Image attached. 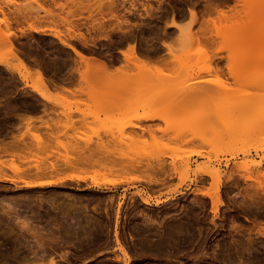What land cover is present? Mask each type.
Returning a JSON list of instances; mask_svg holds the SVG:
<instances>
[{
	"label": "rangeland",
	"instance_id": "374dc122",
	"mask_svg": "<svg viewBox=\"0 0 264 264\" xmlns=\"http://www.w3.org/2000/svg\"><path fill=\"white\" fill-rule=\"evenodd\" d=\"M73 1L39 0L44 7L41 9L40 5L34 0H0V8L7 12V15L12 16L19 11H22L26 15L24 19L22 18L21 28L23 27L27 30L30 24L44 28L41 34L34 32L31 34L29 32V37H20L24 45L22 43L18 44L20 46L23 45V47L26 46L27 55L30 53L28 58H31V60L37 58L44 61L43 57L48 53V57L45 56L49 58L48 62L47 59L44 62L40 61L44 65L47 64L46 66L48 67L45 66L46 69H50L47 72L49 73L48 75L51 76L52 72L58 75H62L64 72L69 74L70 71L75 77L73 83L65 84L66 88L70 89V91L55 88L53 87L54 85H51L48 98L44 99L31 86L20 80L19 74L16 75L15 73L14 77L16 78L14 80L5 68V70L0 69V103H2L0 105V137L10 140L12 136L24 134L28 140H31L33 136H40L46 139L52 132L58 131L61 134L55 133V135L61 136L62 140L64 137V140L69 143H71L70 141L74 143V141L82 137V141L80 139L79 142H82L81 146L83 145V147H85V140L90 141V144L92 143L91 148L94 151H97V148L99 149L101 145V148L97 151L99 155L96 153L99 159L100 150H103L104 156L109 152V154L114 156L119 151L120 153L118 152L117 156L126 158L124 159L126 161H122L123 159L121 160V158L114 156L120 160V166L117 164L119 160L115 162V159L112 162L113 164L109 163L108 167L104 170L103 168L100 170L99 168L101 167L99 166L96 167L99 172L102 171L100 172L101 174L104 173L102 177L107 182H104V186L112 187L117 193V201L119 196L125 195L122 198L124 204L119 214H117V203L110 210V212L113 211L112 214L114 215L111 220L113 223L110 225V233L107 234L104 231L103 233L106 235L101 233L103 239L101 235L100 239H97V237L99 238L97 236L98 242L94 238V240L91 239L92 242L91 240L86 241V245L82 243L83 246H78L80 248L76 247V245H82L76 241L77 238L75 241L78 244L73 245L75 243L73 242L71 245L68 242L69 245L65 246V243L64 247L58 244V242H53V240L51 243L50 240L51 244L48 242L49 247L47 246L46 250L47 252L49 251L48 254L51 251L52 253L54 252L55 256H53L56 260H59V264H124L121 260H117L115 256V251L119 252L115 237L118 222L120 238L130 252L131 264H264V0H163L164 2L162 3H160V0H120L116 6L117 12H115L118 15L120 14L118 16L119 20L114 19L111 13L104 14V18H102L101 14L97 13L98 8L96 7L103 1L108 4L109 0ZM78 1H82L83 3ZM148 3L155 8L153 12L154 16L149 17V19L148 17L144 18V20L140 14L146 13L145 8L149 6ZM207 4H213V6L215 5L214 7L223 9L225 12L222 11L225 16H219L220 14H217V9L215 8L210 15L206 13L204 18L200 17V22H203L202 24L196 22L191 15V9L195 8L203 11ZM84 7H88L95 12L91 13L88 8L86 10ZM81 8H84L85 11H81ZM226 10L231 15L228 19H226ZM69 11L73 13H69ZM174 14L176 15V21L182 24L181 29L170 28ZM3 17L0 14V19ZM212 17L214 23H211L212 20L210 21L211 28L207 26L208 32L204 31L206 35L202 30L206 27H204L207 22L206 20ZM123 21H129L128 25ZM95 22L98 25L101 22L106 24V30H94V27H98ZM114 22L115 28H113ZM130 22H136V25ZM71 24L76 25L75 28L78 26L82 29L76 28L77 31L80 30L87 35L90 38V42L94 43V41H97L96 44L100 43L99 46L104 47L101 56L111 58L112 62H114L110 65V71L114 72L116 66L123 67L125 65L123 72L128 74V78L122 79L117 77L115 79L114 77V83L111 87H108L104 81L105 74L102 75V78L95 69V73L91 75L93 86H89L87 82L83 81L81 73L86 68L85 64H82L79 58L73 55L71 50L66 46L62 47L58 39L52 35L54 30L51 27H58L64 33L68 32V27L72 26ZM108 24H110L109 27ZM145 27H149L146 33L143 31ZM0 28L5 30L6 27L0 22ZM17 30L16 33L21 34ZM125 30L126 32H124ZM197 30L201 36L199 38L195 35ZM201 31L205 34L206 38H204V34ZM127 32L129 35H127ZM131 32L134 34L138 33L137 35L145 34L150 37V43L141 41L139 44L141 43L140 46L143 47V51L152 55V57L154 56L153 58H156V61L150 65L143 64L136 66L125 63L120 49L124 48V50H127L129 42L135 41L133 40V36H131ZM112 39L118 40V43H113ZM67 41L71 44L79 45L69 35ZM164 41H168L171 47L167 48L164 46ZM114 51L119 52L115 54L113 53ZM87 52L89 53V50ZM109 53L112 54L110 55ZM49 56H58L60 60L59 64L58 59L54 57L53 61L56 60L57 62H53L51 57L52 62L50 63ZM1 58H9L2 43H0ZM31 60L30 62H32ZM10 61L14 65L19 64L18 60L11 59ZM51 64L54 65L52 66ZM34 66L37 67L36 65ZM30 70L33 76L30 78L29 83L32 84L37 79L34 75L35 68L30 67ZM197 79H207L208 81H203L201 84L203 87L206 86L209 89L206 91L201 90L199 93L189 90L187 88L188 83ZM13 80L17 81L14 83ZM106 88L114 90L122 89L124 91L122 93L124 100L122 99L123 97L110 100L109 96L107 97L109 99H105L99 94L98 96L93 95L92 89L105 90ZM113 100H115L116 104ZM10 106L14 107L13 110ZM45 107L47 108L46 111H44ZM242 109H244L243 112H241ZM66 113H70L71 116L65 115ZM40 114L43 116L40 117ZM147 114L160 115L162 119L144 120L143 117ZM27 116L36 118L31 123V131L27 129L26 120L21 119ZM101 120L107 121L104 123H107L108 127L111 126L110 128L115 135H112L110 131L107 132L108 130L105 128V125L100 126ZM134 123L141 124L145 129H149L151 126L154 130L153 134L150 131L142 130V128L132 127L131 125ZM18 124L21 128L18 127ZM12 126L17 129L11 128ZM101 127L105 128L106 132ZM92 128L93 130L99 129L98 131L100 132L95 133ZM113 128L116 130V133ZM12 130L15 131L12 132ZM10 132L11 135H9ZM27 132L28 134L26 135ZM106 133H109L108 137L111 140L107 139ZM64 134L69 136L66 137ZM98 134L102 137H99ZM116 134L119 138H116ZM72 136H74L75 140ZM111 136H115L114 138L116 139L123 138L124 141L120 139L121 141L118 140L119 143L116 142L118 144L122 142L124 145L120 144L118 146ZM141 136L145 137V139L141 138ZM133 138L138 142L140 140L139 143L141 144L135 142ZM125 141L127 142L126 145ZM129 141L131 145L128 143ZM98 142L101 144L98 145ZM106 143H109L108 146L114 149L112 151L114 154L111 153L110 150L112 149L110 147L107 151L106 148L108 147H106ZM142 143H145V145L143 144L144 146H142ZM135 145L139 150H137L138 148ZM138 145L141 146L139 147ZM102 146L104 149H102ZM129 147L133 149H129ZM125 148V154L127 153L128 156H125L124 152L122 153V150ZM134 150L135 152H133ZM35 151L37 153L39 150ZM40 152H38V156L41 155ZM43 154L45 155V153H42V156ZM157 154H159V157L162 156L167 165H171L170 167L175 166V163L179 165L176 166L178 169L186 166L185 170L183 169L184 172H180L182 177L179 173L177 176L167 179L163 183L164 185L162 183L150 184L148 182L149 179H152V177L155 179V176L158 177L153 168L156 162L154 159L158 158ZM131 155L133 156L132 160ZM38 156L34 157L37 158ZM3 159L7 161L4 166L2 165L4 169H0V174L7 175V178L9 177L10 179L0 181V218L5 219V223L1 220L0 225L6 227L5 224L11 222V226H14L15 232L12 231L7 236L8 232L10 233V231H7V235L2 240L4 243L1 246L5 248V243L11 241L17 247L20 246V248L14 249L15 251L4 250V253L0 255V264H21L19 261L20 257L24 260L25 257L35 254L36 251L40 254L41 252L44 253V251H41L42 249L40 250L33 233L22 230L14 223L16 222V216L22 218L26 214L28 218L25 220H28L34 229H37L40 225L44 226L45 229H50L48 228L50 226L53 229L55 224L60 223L61 212L56 214L58 218L60 217L59 219L55 217V220L50 221L47 215H42L45 213L44 211L41 210L42 212H40L39 208L37 209L42 196H45L46 199L50 198V196L55 197L54 193L56 192V198L58 197V199H55L56 203L66 202L67 199L65 204L62 203L65 206L71 199L70 197L75 195L78 205H81L79 204L80 201L82 204L90 203V205H94L96 201L91 199L92 197L103 196L109 193L107 192L106 194L98 191L94 193L92 189L87 188L85 182L79 187L76 184L67 183L64 184L65 186L59 184L60 186L55 185L46 188H28L24 186V179H38L35 176L24 178L20 174L28 164L19 159L17 160V158L15 159L16 161L14 160L15 162L9 157L6 159V156ZM134 159L135 161L136 159L137 161L143 159L146 162L141 161L143 162V166L140 165L142 168H138L131 165ZM51 160H53V157ZM127 161L129 162L127 163ZM151 161L153 165H150L152 169L149 170V167L145 164L148 163L149 165ZM172 162H174L173 165ZM219 166L222 170L220 178H211L204 174L205 171ZM134 167L135 169H133ZM148 170L152 172V176ZM22 177L23 180L21 179ZM50 177H45V179ZM11 179L14 180L10 181ZM89 179L87 183L91 182ZM79 188L81 192L78 190ZM139 190L150 195L151 205L142 202L140 195L137 194ZM66 194L70 195V197L65 196ZM77 195L78 198L76 197ZM28 197L29 199H33L32 203L34 205L32 204L33 206L31 205V207L34 208L38 205L34 208V212L28 209L31 208L28 207L31 204L30 202L29 204L27 200L20 202L21 198ZM131 197L135 198L132 199ZM157 200L161 201L158 202ZM101 205L99 206V211H102L101 213L105 217V204ZM13 208H15V211L12 212L13 217L10 218L8 213ZM214 210L217 211V214H215ZM144 213L149 216L151 215L152 220L156 219L153 222L150 220V225H152L153 232L163 230L158 234H166L168 230L172 229L171 226L175 224L177 225V229L180 227V230H176L179 234L177 235L176 233V236L174 235L173 238L169 239L171 244L166 247L165 253L155 249V243H158L159 239L157 233L149 235V238L151 237L154 240L153 249H150L144 243L148 241L145 232H147V228L149 227V219L145 218ZM53 214L55 215V212ZM53 214L52 216H54ZM117 217H119V220ZM65 230L63 228L62 232L60 231L58 234L63 236L64 233L67 235ZM143 234L144 236H142ZM19 237L22 241H20ZM66 238H68V235ZM151 239L150 241H152ZM51 245L52 247H50ZM26 252L30 253V255ZM64 252L67 256L61 258V254L65 255ZM66 257L68 258L66 259ZM47 261L46 263L45 261L43 263L42 261H22V264H49Z\"/></svg>",
	"mask_w": 264,
	"mask_h": 264
},
{
	"label": "bare ground",
	"instance_id": "6f19581e",
	"mask_svg": "<svg viewBox=\"0 0 264 264\" xmlns=\"http://www.w3.org/2000/svg\"><path fill=\"white\" fill-rule=\"evenodd\" d=\"M34 1H36L39 5H40V7H41V9L42 8H44L43 6H42V4H41V2H39V0H34ZM75 1V0H74ZM73 1V2H74ZM120 0H109V2H108V4L105 2V1H103V2H101L102 3V5H101V3L98 5V7H96V8H98V10H97V13H99V14H101L102 16L105 14L106 15V13H111L112 15H113V18L115 19H118L119 20V15H118V13H115V12H117V9H116V6L118 5V2H119ZM132 1V0H131ZM12 2V1H11ZM78 2H82V1H78ZM105 2V3H104ZM162 2H164L163 0H160V3H162ZM83 3V2H82ZM81 3V4H82ZM124 3V2H123ZM143 3V2H142ZM145 3V2H144ZM159 3V4H160ZM209 3V2H208ZM211 3H213V2H211ZM106 4V5H105ZM149 4V3H148ZM133 5V4H132ZM146 5V4H145ZM144 5V6H145ZM160 5H162V4H160ZM81 6V5H80ZM168 6V5H167ZM166 6V7H167ZM205 6V5H204ZM213 6V4H207L206 6H205V8H204V10L203 11H201V10H197V9H195V8H193V9H191V15H192V17L196 20V22H200L201 20V18L200 17H205V15H206V13L207 14H211L212 13V10L214 9L215 10V8L216 7H212ZM78 7V6H77ZM83 7V6H82ZM164 7V6H163ZM85 8V7H84ZM82 9L81 8V11L82 10H84L85 11V9L87 10V8H85V9ZM93 8H95V7H93ZM92 8V9H93ZM176 8V7H175ZM174 8V9H175ZM146 9V13L145 14H140L141 15V17L144 19V18H147L148 17V19H149V17H152V16H154L153 15V12H154V10H155V8H154V6L153 5H151V4H149V6L148 7H146L145 8ZM159 9H161L160 7H159ZM163 9V8H162ZM203 9V8H202ZM217 10V14H220L219 16H225V14H224V10L223 9H218V8H216ZM88 10H90V8H88ZM95 10V9H94ZM224 12H223V11ZM72 11H74V10H72ZM72 11H69V13L70 12H72ZM78 11V10H77ZM83 11V12H84ZM91 11V13H93V12H95V11H93V10H90ZM172 11V10H171ZM79 12V11H78ZM73 13V12H72ZM77 13V12H76ZM80 14H81V12H79ZM78 13V14H79ZM97 13H96V15H97ZM140 13V12H139ZM205 13V14H204ZM213 13H215L214 11H213ZM0 14H2L4 17L2 18V19H0V22L1 23H3L4 25H5V30L4 29H1L0 28V43H2V46L4 47V50H6L7 51V57H9V58H7V59H0V69H6L7 71H8V73L9 74H11L12 75V77H13V79L15 80V78L16 77H14V75H15V73H16V75L17 74H19V78H20V80H22V81H24L27 85H29V86H31V88L34 90V91H36L39 95H40V97H42V98H44V99H47L48 98V92H49V88L51 87V85L53 86V87H55V88H61V89H64V90H68V91H70V89H67L66 87L67 86H65V83H64V81H62V82H59V81H57L56 82V79H55V81L51 78V77H49V73H47L48 72V70H50V69H46V67H48V66H46L47 64H43V63H41L40 61H43V60H38L37 58V60L35 59V58H33V60H31V58L29 59L28 58V55L30 54H28L27 55V51L25 50V47L26 46H24L23 47V45H24V42H23V40H21V38L23 37V36H28V34H29V36H30V33L32 34V32H34V33H39V34H41V33H43L42 32V30H44V28H41V27H38V26H35V25H33V24H30V26H29V28L26 30V29H24L23 27L21 28L20 27V25L22 24V18L24 19L25 18V14L22 12V11H19V12H16L15 14H13L12 16L11 15H7L8 13L7 12H5L2 8H0ZM79 14V15H80ZM90 14V13H89ZM111 14H109V15H111ZM173 14V13H172ZM222 14V15H221ZM125 15V14H124ZM73 16H74V14H73ZM98 16V15H97ZM123 16V15H122ZM212 16V15H211ZM210 16V17H211ZM75 17V16H74ZM77 17V16H76ZM106 17V16H105ZM231 17V15L228 13V10H226V19H228V18H230ZM73 18V17H72ZM92 18V17H91ZM94 18V17H93ZM102 18H104V16L102 17ZM112 18V19H113ZM127 18V17H126ZM98 19V18H97ZM111 19V20H112ZM123 19V18H122ZM28 20V19H27ZM65 20V19H64ZM96 20V19H95ZM100 20V19H99ZM98 20V21H99ZM125 20V19H124ZM145 20V19H144ZM173 21H172V24H170V28L172 27H175V29L176 28H178V29H181L182 27H181V23L180 22H178V21H176V15L174 14V17H173V19H172ZM212 20V21H211ZM24 21V20H23ZM66 21H67V19H66ZM68 21H70V19H68ZM110 21V20H109ZM108 21V22H109ZM207 22H206V24L204 25V30H202L203 32L206 30V33L208 32L207 31V29H208V27H210L211 28V26H210V21H211V23L213 22L214 23V19H213V17L212 18H210L209 20H206ZM209 21V22H208ZM104 22V21H103ZM119 22H122V21H119ZM123 22H125V21H123ZM149 22V21H148ZM147 22V23H148ZM67 23H69V22H67ZM75 23V22H74ZM96 23V22H95ZM106 23V22H105ZM117 23V22H116ZM125 23H127V25H128V23H129V21H126ZM131 23V22H130ZM201 23V22H200ZM203 23V22H202ZM201 23V24H202ZM204 23H205V20H204ZM101 24H104V23H102L101 22ZM100 23H99V25L96 23V25H98V27L96 26V27H94L95 29L94 30H98V31H101V30H106V24H104V25H101ZM122 24V23H121ZM140 24V23H139ZM201 24H199V25H201ZM209 24V25H208ZM64 25H65V23H64ZM72 25V24H71ZM92 25H93V23H92ZM109 25L110 24H108V27H109ZM117 25H118V23H117ZM126 25V24H125ZM135 25V24H134ZM146 25V24H145ZM66 26V25H65ZM75 26L76 25H72V26H70V27H68V32L66 31V30H64V31H66V32H64L63 33V31L62 30H60L58 27H51V28H53V30H54V32L52 33V35L55 37V38H57L58 39V41L62 44V47L64 46H66L69 50H71V51H73L74 52V54H76V56H77V58H79V60H80V62L83 64H85V66H86V68H85V70L81 73V75H82V78H83V81H85V82H87V84L89 85V86H91L93 83V81L91 80V75H93V73H95L94 72V70L96 69V71L99 73V76L101 75H104L105 74V79H104V81L107 83V85H108V87H111V85L114 83V81H115V79L118 77V78H122V79H124V78H128V74L126 73V72H123V70H124V66L123 67H121V66H116V68H115V70H114V72L113 71H110V65L112 64V63H114V62H112V59L111 58H106L105 56L103 57V56H101V55H98V54H96V51L95 50H93L92 48H94V47H92L91 49V51L88 53V52H86V51H84L83 49H80V47H78L76 44H71V43H69L68 41H67V39H68V35L71 37V38H74V39H77V41L79 40L81 43H83V46H86L88 43H90L89 42V38L87 37V35H85L82 31H80V30H82V29H80L78 26L76 27L77 29H80V30H76V28H75ZM105 26V27H104ZM121 26V25H120ZM119 26V27H120ZM131 26V25H130ZM202 26V25H201ZM201 26H199V27H201ZM208 26V27H207ZM91 27V26H90ZM128 27V26H127ZM14 28H16V29H18L20 32H21V34H19V33H16V29L14 30ZM93 28V27H92ZM111 28V27H110ZM113 28H115V22H114V27ZM123 28H124V26H123ZM122 28V29H123ZM138 28V27H137ZM161 28V27H160ZM171 28V29H172ZM202 28H203V26H202ZM209 28V29H210ZM67 29V28H66ZM17 30V31H18ZM29 30V31H28ZM90 30V29H89ZM93 30V29H92ZM93 30V31H94ZM103 30V31H104ZM121 30V29H120ZM200 30H201V28H200ZM199 30V31H200ZM18 31V32H19ZM123 31V30H122ZM164 32H165V30H163ZM201 31V33H203ZM211 31V30H210ZM30 32V33H29ZM88 32V31H87ZM124 32H126V30L124 31ZM123 32V33H124ZM132 33V32H131ZM165 33H167V32H165ZM169 33V32H168ZM205 33V32H204ZM203 33V34H204ZM205 33V34H206ZM95 34V33H94ZM125 34V33H124ZM134 34V33H133ZM138 34V33H137ZM200 33L198 32V30H197V32L195 33V35L199 38V37H201L200 35H199ZM203 34H201V35H203ZM205 34H204V38H206L205 37ZM92 35V34H91ZM97 35V34H96ZM127 35H129V33L127 32ZM207 35V34H206ZM28 36V37H29ZM133 36V35H132ZM136 36V35H135ZM142 36V35H141ZM21 37V38H20ZM95 37V36H94ZM98 37V36H97ZM96 37V38H97ZM143 37V36H142ZM31 38V37H30ZM67 38V39H66ZM124 39V38H123ZM139 39H141L140 37H139ZM37 40V39H36ZM136 40V39H135ZM18 41V42H17ZM25 41V40H24ZM35 41V40H34ZM132 41V40H131ZM144 41V40H143ZM92 42V41H91ZM129 42V41H128ZM141 42V41H140ZM18 43H22L23 45H19ZM154 43V42H153ZM152 43V44H153ZM141 44V43H140ZM140 44H139V42L136 40V41H134V42H129V44H128V48H127V50H124V48L122 49H120V53H122V55L124 56V59H125V63H127V65L129 64H133V65H143V64H148V65H150L152 62H154V61H156V58H153L152 57V55H150V54H148L147 52L145 53L144 51H143V47H141L140 46ZM35 45V44H34ZM92 45V44H91ZM154 45H156L155 43H154ZM163 45L164 46H166L167 48H170L171 47V44L168 42V41H164L163 42ZM145 46V45H144ZM89 47V46H88ZM98 48V47H97ZM149 48V47H148ZM152 48V47H151ZM162 48V47H161ZM31 49V48H30ZM102 49V48H101ZM67 50V49H66ZM99 50V49H98ZM103 50V49H102ZM152 50V49H151ZM59 51V50H58ZM63 51V50H62ZM93 51H95V53L93 52ZM27 52V53H26ZM31 52V51H30ZM69 52V51H68ZM102 52V51H101ZM157 52V51H156ZM72 53V52H71ZM71 53H70V55H71ZM42 54V53H41ZM51 54V53H50ZM73 54V55H74ZM45 55V54H44ZM43 55V56H44ZM47 55H48V53H47ZM47 55H45V56H47ZM56 55H58V54H56ZM44 56V57H45ZM43 57V59H44V61L47 59V62H48V59L49 58H44ZM48 57V56H47ZM50 57V56H49ZM52 57V56H51ZM51 57H50V63L53 61V59L54 58H56V59H58V64H59V58H58V56L57 57H52V61H51ZM66 57V56H65ZM64 57V58H65ZM69 57V56H68ZM71 57V56H70ZM75 57V56H74ZM64 58H63V60H64ZM77 58H75L76 60H77ZM11 59H15V60H18L19 61V64H17V65H14L13 63H11ZM61 59V58H60ZM158 59V58H157ZM30 60L32 61V62H30ZM63 60H62V63H63ZM67 60V59H66ZM75 60V61H76ZM43 61V62H44ZM55 62H57L56 60H54ZM53 61V62H54ZM160 61V60H159ZM68 63H69V61H67ZM71 62V61H70ZM77 62V61H76ZM61 63V64H62ZM66 63V62H65ZM64 63V64H65ZM55 64V63H54ZM53 64V65H54ZM34 65H36L37 67H35ZM52 65V64H51ZM52 65V66H53ZM57 65V64H56ZM77 65V64H76ZM126 65V66H127ZM46 66V67H45ZM52 66H50V67H52ZM147 66V65H146ZM30 67H34L35 68V77H36V79H37V81L35 82V83H32V84H30L29 83V80H30V78L33 76V73L31 72V70H30ZM49 67V68H50ZM60 67V66H59ZM78 67V66H77ZM4 69V70H5ZM75 70H76V68H74ZM80 69V68H79ZM79 69H77V70H79ZM75 70H73V71H75ZM68 72V71H67ZM65 73V72H64ZM69 73H70V71H69ZM72 73V72H71ZM67 75V74H66ZM97 75V74H96ZM70 76V75H69ZM99 76H98V78H99ZM67 77V76H66ZM114 77H115V79H114ZM60 78V77H59ZM59 78H58V80H59ZM102 78H103V76H102ZM62 79V78H61ZM11 80H12V78H11ZM13 80V81H14ZM66 80V79H65ZM91 80V81H90ZM12 81V82H13ZM17 81V80H16ZM16 81H14V83L16 82ZM203 81L204 82H206V81H208L207 79H201V80H199V79H197V80H193L192 82H190V83H188V87L187 88H189V90H191V91H193V92H196V93H199L201 90L203 91H206V90H208L209 88L208 87H206L205 85V87H203V85L201 84V83H203ZM70 82H72L73 83V81L72 80H70L68 83H70ZM1 83V82H0ZM13 83V84H14ZM198 83H200L201 85H202V87H201V85L200 84H198ZM11 84V83H10ZM196 84H198V85H200V86H198V85H196ZM208 85V84H207ZM93 86V85H92ZM187 86V85H186ZM69 88V87H68ZM204 88V89H203ZM207 88V89H206ZM12 89H13V87H12ZM93 90V95H97L98 96V94L99 95H101V96H103L105 99L109 96V98H110V100H112L113 98L115 99H117L118 97H123V95H122V93H124V91L122 90V89H109V88H106L105 90H99V89H92ZM91 90V91H92ZM32 93V92H31ZM91 93V92H90ZM92 94V93H91ZM126 96V95H125ZM33 97V96H32ZM36 97V96H35ZM109 98H107V99H109ZM22 99V98H21ZM37 99V98H36ZM119 99V98H118ZM123 100H124V97L122 98ZM109 100V101H110ZM31 101V100H30ZM105 101V100H104ZM103 101V102H104ZM107 101V100H106ZM114 101V103H115V100H113ZM112 101V102H113ZM118 101V100H117ZM116 101V102H117ZM119 101H121V100H119ZM111 102V101H110ZM107 103V102H106ZM2 103H0V105H1ZM116 104V103H115ZM12 105V104H11ZM15 105H16V103H15ZM24 105H26V104H24ZM7 106V105H6ZM22 106V105H21ZM46 106V105H45ZM10 107H12V106H10ZM48 107V106H47ZM13 108L14 107H12V110H13ZM43 108V107H42ZM46 108V107H45ZM242 108V107H241ZM4 109V108H3ZM50 109H52V108H50ZM23 110V109H22ZM47 110V108L46 109H44V111H46ZM243 110L244 109H242V111L241 112H243ZM43 111V110H42ZM28 112V111H27ZM41 112V111H40ZM21 113V112H20ZM32 113H34V112H32ZM44 113V112H43ZM42 113V114H43ZM51 113V112H50ZM70 113H72L71 111H70ZM69 113V114H70ZM27 114V113H26ZM37 114H39V113H37ZM69 114H65V115H67V116H71V114L69 115ZM6 115H8V114H6ZM14 115V114H13ZM20 115V114H19ZM18 115V116H19ZM23 115V114H22ZM29 115V114H28ZM15 116V115H14ZM17 116V117H18ZM24 116V115H23ZM41 116H43V115H41L40 114V117ZM234 116V115H233ZM16 117V118H17ZM28 117V116H27ZM21 118L22 120H26V124H27V129H28V131H31V123H32V121H33V119H34V117L32 118L31 116L30 117H28V118ZM19 118H20V116H19ZM36 119V118H35ZM34 119V120H35ZM143 119L144 120H155V119H162V116H160V115H156V114H147V115H145L144 117H143ZM20 120V119H19ZM21 120V121H22ZM102 121L103 120H101L100 122V126H103V125H105V128H107V132H111L112 133V135L114 134L113 133V131H112V129L110 128L111 126H109L108 127V125H107V123H104V122H107V121H103V124H102ZM23 122H25V121H23ZM14 123V122H13ZM22 123V122H21ZM25 124V125H26ZM10 125H11V123H10ZM20 125H22V124H20ZM8 126V125H7ZM14 126H15V123H14ZM14 126H12L11 128H13ZM132 127H139V128H142V130H147V131H150V133L151 134H153L152 132L154 131L153 129H152V127L150 126V128L149 129H145V127H143L141 124H138V123H134V124H132L131 125ZM2 127V126H1ZM9 127V126H8ZM16 127V126H15ZM18 127H20L19 126V124H18ZM89 127H91V126H89ZM21 128V127H20ZM100 128V127H99ZM102 128V127H101ZM104 128V129H105ZM3 129V128H2ZM7 129H9V128H7ZM13 129H15V128H13ZM17 129V128H16ZM15 129V130H16ZM51 129V128H50ZM91 129V128H90ZM103 129V128H102ZM103 129V130H104ZM10 130V129H9ZM14 130V131H15ZM92 130H93V128H92ZM97 129H94L93 131L95 132V133H99L100 131H96ZM106 130V129H105ZM104 130V131H105ZM113 130H114V128H113ZM8 131V130H7ZM13 130H12V132H14ZM19 131V130H18ZM53 131V130H52ZM82 131V130H81ZM80 131V132H81ZM116 130H114V132H115ZM50 133H51V131H49ZM77 132V131H76ZM106 132V131H105ZM104 132V133H105ZM225 132V131H224ZM9 133V132H8ZM48 133V132H47ZM50 133H48V134H50ZM56 134L57 133H59L58 131L57 132H55ZM55 133L54 132H52L51 134H50V136L48 137V138H46V139H44V138H41L40 136H33V137H31L32 139L31 140H28V139H26V136L23 134V135H20V136H12L11 137V139L10 140H8V138H7V140H5V138H3V137H0V169H4V164L6 163V161L7 160H5V159H3V158H5V156H6V159H8V157L10 158V159H12L13 161L17 158V160L19 159V160H21L22 162H24V163H27L28 164V166H26L25 168H24V170L22 171V173H20V174H22V176L24 177V178H26V177H29V176H35L36 178H38V179H36V180H26V179H24L25 180V183H24V186L25 187H28V188H33V187H53V186H57V185H59V184H62L63 186H65L64 184H69V183H72L73 185L74 184H76L77 185V187H79L82 183H86V186H87V188H90V189H92L93 191H94V193H95V191H98V192H103V193H106L107 194V192H111L110 194L108 193L107 195H98V196H96V197H89V198H91V199H94V201H96L95 202V204L93 205H90V203H85V204H82V202L80 201L79 202V204H81V205H78V201L75 199V195H73L72 197H70V195L68 196V194H66L65 196H68V197H70L71 199H72V201H71V199L68 201V203L64 206L63 204H65L66 202H67V199H66V202H60V203H56V201H55V199H58V197L56 198V195H57V193L55 192L54 194H55V197L54 196H50V198H47L46 199V197L44 198L42 195V197L40 198V202H39V206L38 205H36V206H38L37 207V209L39 208V211L40 212H42V211H44L45 213H43L42 215H47L48 216V218H50V221H53V219L55 220L56 218L57 219H59L57 216H56V214L58 213V212H61V218H63V219H61L60 218V220H59V222L61 223L62 222V224H60V223H58L57 225L55 224L54 225V228L52 229L51 228V226L50 227H48V228H50V229H45L44 228V226H42V225H40L37 229H34V228H32L31 227V225H30V222L28 221V220H25V219H27L28 218V216H27V214L26 215H24L25 217H17L16 216V219H15V221L16 222H14V223H16L17 224V226H19L22 230H27V231H29V232H32L33 233V236H34V238L37 240V244H38V246H39V248H40V250L41 251H44V253L43 252H41V254L40 253H38L36 250H34V251H36L35 252V254H31L30 255V253H28V252H26V253H28L30 256L29 257H25V259L23 260L22 259V257H20V262H21V264L23 263L22 261H32V262H35V261H38V262H40V261H42V263L45 261V263H46V260H48L47 262L49 263V264H59V260H56V258L54 257L55 255L52 253V251L50 252V254H48V252L46 251L47 250V248L49 247L48 245V242L51 240V243H52V240H53V242H55V243H57L58 242V244H60V245H62L63 247H64V244H65V246L66 245H69V243L72 245V243L73 242H75V243H73V245H76V241H78V243H83V244H85L86 243V241H89V240H94V238H95V241H97V239H100V235H101V233H103L104 231L107 233V234H109L110 232V225H111V223H113V222H111V220H112V217L114 216L113 214H112V212H110V210H112V208L116 205V203H117V214H119V212L122 210L121 208L123 207V201H122V198H124L125 197V195H123L122 197L121 196H119L118 197V201H117V193L115 192V190L112 188V187H108V186H104V182H106L105 181V179H104V177H102V176H104V173H100V172H102V171H100L99 172V170H97V166H99V167H101V168H99L100 170L103 168V170L106 168V167H108L107 165L109 164V163H111V164H113L112 162H114V160H115V162L116 161H118L119 159L118 158H121L120 156H117V154H118V152H117V154L115 155L112 151L114 150L112 147H110V146H108V144L109 143H112V142H109L108 144L106 143V147H108V148H106L107 149V151L111 148L112 150H110L111 151V153L112 154H114V156L116 157H118V158H115L114 156H112L111 154H109V155H111V156H109L107 153H106V155L104 156V154L102 153V151L100 150V159L97 157L99 154L97 153V151L101 148V143H102V141L100 140V142L101 143H99L98 145H100V147H99V149L97 148V147H95V148H97V151H94L92 148H91V144L89 143L90 141H87V140H85L86 142H85V147H83V145L81 146V141H82V137L80 138L81 139V141L79 142V140L77 139L76 141H78V142H76V141H74V143H72V141H70L71 143H69V142H66L64 139V137H63V140L59 137V135H55ZM116 133V132H115ZM28 134V132L26 133V135ZM59 134H61V133H59ZM107 134V133H106ZM105 134V136H107L108 137V134L106 135ZM1 135V134H0ZM9 135H11V132H10V134ZM13 135H14V133H13ZM66 134H64V136H65ZM111 135V134H110ZM115 135V134H114ZM4 136V135H3ZM6 136V135H5ZM69 135H66V137H68ZM98 136L99 137H102V136H100L99 134H98ZM116 136H117V134H116ZM73 137V139H74V136H72ZM113 136H111V138H112ZM115 137V136H114ZM113 137V141L115 140V143L116 144H118L119 143V141H124V139L123 138H121L120 137V139H116V138H119V136H117L116 138H114ZM143 136H141V138H142ZM181 137V136H180ZM180 137H179V139H180ZM215 138H217L218 137V135H217V137L216 136H214ZM220 137V136H219ZM76 138V137H75ZM78 138V137H77ZM140 138V137H139ZM144 139H145V137H143ZM152 138V137H151ZM155 138V137H154ZM176 138V137H175ZM220 138H222V137H220ZM69 139V138H68ZM67 139V140H68ZM73 139H71V140H73ZM84 139V138H83ZM107 139H109V140H111L109 137L107 138ZM125 139H127V138H125ZM134 140H135V138H133ZM133 139H131V140H133ZM183 139V138H182ZM185 139V138H184ZM75 140V139H74ZM119 140V141H118ZM128 140V139H127ZM130 140V141H131ZM133 140V141H134ZM177 140H178V138H177ZM181 140V139H180ZM190 140H193V139H190ZM69 141V140H68ZM103 141H104V138H103ZM118 143H117V142ZM130 141L128 142L130 145H131V143H130ZM132 141V142H133ZM155 141V140H154ZM84 142V141H83ZM106 142H107V140H106ZM135 142H138V141H136L135 140ZM139 142H140V140H139ZM138 142V144H141V143H139ZM142 142V141H141ZM182 142V141H181ZM94 143V142H93ZM97 143V142H96ZM104 143V142H103ZM125 143V145H126V141L124 142ZM157 143V142H156ZM90 144V145H89ZM120 144H123L122 142L120 143ZM120 144H118V146L120 145ZM134 144H137V143H134ZM145 145V143H142V146H144ZM158 144V143H157ZM87 145V146H86ZM124 145V144H123ZM151 145V144H150ZM159 145V144H158ZM114 147H115V145H113ZM117 146V145H116ZM133 146V145H132ZM136 146V145H135ZM139 147L141 146V145H138ZM152 146V145H151ZM110 147V148H109ZM127 147H128V145H127ZM126 147V148H127ZM134 147V146H133ZM147 147V146H146ZM118 148V147H117ZM116 148V149H117ZM122 148H124V147H122ZM126 148L125 149H123L122 150V153L123 154H125V150H126ZM130 148H132V147H129V149ZM136 148H138L137 146H136ZM102 149H104L103 148V146H102ZM115 149V150H116ZM128 149V150H129ZM133 149V148H132ZM34 150H39V151H41L40 153H41V155H39L38 156V152L36 153V151L34 152ZM120 150V149H119ZM136 150V149H135ZM135 150L133 151V152H135ZM137 150H139V148L137 149ZM23 151H24V153H25V155H24V153H23ZM130 151V150H129ZM23 153V154H22ZM29 155H28V154ZM42 153H45V155L43 154V156H42ZM96 153L98 154L97 156H96ZM120 153V152H119ZM157 153V152H156ZM26 154H27V156H26ZM30 154H31V156H30ZM101 154H102V156H101ZM123 154H121L122 156H123ZM134 154V153H133ZM120 155V154H119ZM159 154H157V157L158 158H156V159H154L156 162L154 163V166H153V168L155 169V171H156V173H155V171L154 170H152V171H154L153 173L154 174H156V175H158V177L157 176H155V179L152 177V179H149V183L151 184V183H154V184H163L167 179H170V178H172V177H174V176H177L181 171H183V169L184 168H186V166L185 167H183V168H177L176 166H179V165H177L176 163H175V166H173V167H170L169 165H167V163H166V161H165V159L164 158H162V156L161 157H159L158 156ZM163 155V154H162ZM8 156V157H7ZM34 156H38L37 158L36 157H34ZM125 156H128L127 155V153L125 154ZM134 156H136L135 154H134ZM139 156H140V154H139ZM52 157H53V160H51L52 159ZM97 157V158H96ZM129 157H130V155H129ZM132 155H131V160H132ZM138 157V156H137ZM150 158H151V156H150ZM153 158V157H152ZM9 159V160H10ZM123 159V160H122ZM124 159H126V158H124V157H122L121 158V160L122 161H126V160H124ZM129 160V159H128ZM148 160H149V158H148ZM153 160V159H152ZM167 160V159H166ZM16 161V160H15ZM14 161V162H15ZM130 161V160H129ZM129 161H127V163L129 162ZM134 161H135V159H134ZM134 161H133V163L132 162H130V163H132L131 165L132 166H135V167H138V168H142V167H140V165L141 166H143L142 164H143V162H141V161H145V160H138L137 161V159H136V161H135V163H134ZM173 161V160H172ZM146 162V161H145ZM21 163V162H20ZM122 163V162H121ZM126 163V164H127ZM150 163V162H149ZM173 163L174 162H172V165H173ZM178 163V162H177ZM115 164V163H114ZM118 165L120 164V160L118 161V163H117ZM153 165V163H152V161H151V163L148 165V163L147 164H145V165H147L148 167H149V170H151L152 169V167H150V165ZM179 164V163H178ZM185 164H187V163H185ZM3 165V166H2ZM122 165V164H121ZM125 165V164H124ZM130 165V166H131ZM145 165H144V167H145ZM182 165H183V163H182ZM181 165V166H182ZM25 166V165H24ZM115 166H117V165H115ZM114 166V167H115ZM120 166V165H119ZM128 166V165H127ZM3 167V168H2ZM129 167V166H128ZM135 167L133 168V169H135ZM147 167V168H148ZM188 167V166H187ZM109 168H110V166H109ZM146 168V167H145ZM111 169V168H110ZM109 169V170H110ZM144 169V168H143ZM142 169V170H143ZM138 170H140V169H138ZM148 170V171H149ZM185 170V169H184ZM141 171V170H140ZM146 171V170H145ZM105 172V171H104ZM143 172H144V170H143ZM150 172V174L152 173L151 171H149ZM184 172V171H183ZM92 173V174H91ZM158 173H160V174H158ZM201 173H203V172H201ZM149 174V173H148ZM181 174V173H180ZM200 174V173H199ZM204 174L205 175H208V176H210L211 178L213 177H217V178H220L221 177V175H222V170H221V167L219 166V167H217V168H213L212 170H207V171H205L204 172ZM161 175V176H160ZM186 175V174H185ZM48 176H51L50 178H48V179H45V177H48ZM151 176H152V174H151ZM150 176V177H151ZM197 176H199L198 174H197ZM23 177L21 178L22 180H23ZM181 177H182V174H181ZM9 178V177H8ZM7 178V175H5L4 176V174H0V181H4V180H7L8 179ZM12 178V177H11ZM20 178V177H19ZM18 178V179H19ZM90 178V179H89ZM106 178V177H105ZM10 179V178H9ZM88 179L91 181V182H88L87 183V181H88ZM12 180H14V179H11L10 181H12ZM21 180V181H22ZM104 180V181H103ZM148 180V179H147ZM6 182V181H5ZM14 182V181H13ZM109 182V181H108ZM2 183V182H1ZM107 183V182H106ZM114 183V182H113ZM118 183V182H117ZM148 183V184H149ZM116 184V183H115ZM119 184V183H118ZM61 185V186H62ZM83 185V184H82ZM164 185V184H163ZM60 186V185H59ZM72 187V186H71ZM70 187V188H71ZM263 187V186H262ZM81 188V187H80ZM80 188L78 189L79 191H80ZM75 189V188H74ZM40 190V189H39ZM30 191V190H29ZM137 191V190H136ZM39 192V191H38ZM52 192V191H51ZM50 192V193H51ZM54 192V191H53ZM58 192H61V191H58ZM68 192V191H67ZM81 192V191H80ZM65 193V192H64ZM72 193V192H71ZM136 193V192H135ZM53 194V195H54ZM137 194L138 195H140V197H141V200H142V202L143 203H145V204H147V205H151V197H150V195H148V194H145V192H143L142 190H139L138 192H137ZM90 195V194H89ZM132 195V194H131ZM130 195V196H131ZM14 196V195H13ZM23 196V195H22ZM30 196V195H29ZM33 196V195H32ZM37 196V195H36ZM20 197H21V195H20ZM27 197V196H26ZM38 197V196H37ZM67 197V198H68ZM77 198H78V195L76 196ZM85 197V196H84ZM121 197V198H120ZM11 198L13 199V197L11 196ZM16 198V197H15ZM66 198V197H65ZM89 198H88V200H89ZM130 198V197H129ZM132 198V197H131ZM135 197H133L132 199H134ZM18 199V198H17ZM85 199V198H84ZM90 199V200H91ZM16 200V199H15ZM24 200H27L28 201V204H29V202L31 203V204H29L28 205V207H31V205L33 204L34 205V203H32V201H33V199L31 198V199H29V197L28 198H21L20 199V202H22V201H24ZM80 200H81V198H80ZM88 200H86V201H88ZM71 201V202H70ZM85 201V200H84ZM92 201V200H91ZM94 201H93V203H94ZM158 202L159 201H161V200H157ZM13 202H14V200H13ZM125 202V201H124ZM16 203V202H15ZM63 203V204H62ZM129 203V202H128ZM168 203V202H167ZM19 204V203H18ZM23 204H24V202H23ZM101 204H105V211H106V215H105V217L107 218L106 220H105V217H103V215H102V211L100 212L99 210V206H102ZM133 204H135V203H133ZM132 204V205H133ZM25 205H27V204H25ZM25 205H24V207H25ZM32 205V206H33ZM63 205V206H62ZM127 205V204H126ZM20 206V205H19ZM23 206V205H22ZM35 206V207H36ZM34 207V208H35ZM11 208V207H10ZM33 207H31V208H28L29 210H31L32 212H34L35 211V209H34ZM4 209V208H3ZM14 209V210H13ZM13 209H11V211L8 213L9 215H10V218H12L13 217V215H12V212H14L15 211V208H13ZM141 209V208H140ZM42 210V211H41ZM3 211V210H2ZM215 211V214H217V211L216 210H214ZM27 212V211H26ZM55 212V215L53 214ZM3 213H4V211H3ZM31 213V212H30ZM139 213V212H138ZM4 214H6V212L4 213ZM3 214V215H4ZM7 214V215H8ZM37 214V213H36ZM39 215H40V217H42L41 216V214L40 213H38ZM52 214L54 215V216H52ZM59 214V213H58ZM81 214H82V216H81ZM122 214V213H121ZM134 214V213H133ZM136 214V213H135ZM145 214V213H144ZM131 215V214H130ZM140 215V214H139ZM36 216V215H35ZM47 216H46V219H47ZM60 216V215H59ZM135 216V215H134ZM39 217V216H38ZM45 217V216H44ZM56 217V218H55ZM70 217V219H68ZM136 217V216H135ZM148 218L147 220L149 221V223H148V225H149V227L147 228V232H145V236L147 237V239H148V241H147V243L146 242H144L145 244H146V246H148L150 249H153V244H154V240H152L151 239V237L149 238V235H151V234H156L157 233V236H159L158 238V243H155L156 245H155V249L157 250V251H159V252H164L165 250H166V247L167 246H170V244H171V242L169 241V239L170 238H173L174 237V235L177 233V231L176 230H178L177 229V225L175 224L174 226H171L172 227V229H170V230H168V232L166 233V234H158L160 231H163V230H160L159 232H153V230H152V225H150L151 223V221L153 222L154 220H156V219H154V220H152V217H151V215L149 216V215H147V214H145V218ZM104 218V219H103ZM119 217H117V219H118ZM121 218V217H120ZM143 218H144V216H143ZM1 220H3V218L1 219L0 218V224H1ZM5 220V219H4ZM3 220V221H4ZM70 220V221H69ZM119 220V219H118ZM151 220V221H150ZM10 222V221H9ZM135 222V221H134ZM141 222V221H140ZM145 222V221H144ZM143 222V223H144ZM4 223H5V221H4ZM3 223V224H4ZM7 223V222H6ZM46 223V222H45ZM49 223V222H48ZM47 223V224H48ZM53 224H54V222H52ZM56 223V222H55ZM146 223V224H147ZM137 224V223H136ZM162 224V223H161ZM6 225V227L3 225V226H1L0 225V255H1V253H4L3 251L5 250V251H7V250H9V251H13L14 249L16 250L18 247L20 248V246H18L17 247V245L15 244V243H13V242H11V241H9V242H7V243H5V248H2V243H4L2 240L5 238V235H7V231H10V233L8 232V235L7 236H9V234H11V232L12 231H14V226H11L12 224H11V222L10 223H7V224H5ZM50 225H51V223H50ZM155 225V224H154ZM136 226V225H135ZM4 227V228H3ZM46 227V226H45ZM112 227V226H111ZM157 227H159V226H157ZM170 227V228H171ZM187 227V226H186ZM63 228L64 229H66L65 230V232H67V235H68V238H66L67 237V235L66 234H64L63 233V236L61 235V234H58V232L60 233V231L62 232V230H63ZM141 228V227H140ZM145 229V228H144ZM119 228H118V222H117V228H116V231H115V237H116V242H117V245H118V250H119V252L118 251H115V256H116V258H117V260L119 259V260H121L122 262H124V264H131V255H130V252H129V250L125 247V245L123 244V241H121V236H120V232H119ZM180 230V229H179ZM165 231V230H164ZM6 232V233H5ZM15 232V231H14ZM13 232V233H14ZM57 232V233H56ZM166 232V231H165ZM184 232V231H183ZM14 234H16V233H14ZM45 236H44V235ZM52 236H51V235ZM56 234H58V235H56ZM104 234V233H103ZM123 234V233H122ZM139 234V233H138ZM179 234V232L177 233V235ZM13 235V234H12ZM49 235V236H48ZM59 235H61V236H59ZM64 235H66L65 237H64ZM104 235H106V234H104ZM111 235V234H110ZM140 235H141V233H140ZM97 236H99V238L97 237ZM109 236V235H108ZM107 236V237H108ZM142 236H144V234L142 235ZM176 236V235H175ZM96 237H97V239H96ZM101 237H102V235H101ZM140 237V236H139ZM179 237V236H178ZM76 238H77V240H76ZM105 238V237H104ZM8 239H9V237H8ZM17 239V238H16ZM19 239H21L20 237H19ZM102 239H103V237H102ZM143 239V238H142ZM146 239V238H145ZM145 239H144V241H145ZM150 239L152 240V241H150ZM76 240V241H75ZM92 240H91V242H92ZM110 240V239H109ZM134 240H135V238H134ZM16 241V240H15ZM20 241H22V239L20 240ZM17 242V241H16ZM69 242V243H68ZM98 242V241H97ZM50 243V242H49ZM50 243V244H51ZM68 243V244H67ZM77 243V244H78ZM100 243V242H99ZM143 243V244H144ZM15 244V245H14ZM83 244L82 245H76V247L77 248H80V247H78V246H83ZM144 244V245H145ZM20 245H22V243H20ZM86 245V244H85ZM16 246V247H15ZM48 246V247H47ZM61 246V247H62ZM31 248H33L32 246H30ZM50 247H52V245L50 246ZM58 247V246H57ZM60 247V246H59ZM30 248V249H31ZM53 248H55V247H53ZM71 248V247H70ZM90 248V247H89ZM56 249V248H55ZM14 250V251H15ZM32 250V249H31ZM30 250V251H31ZM38 250V249H37ZM49 250V249H48ZM84 250V249H83ZM87 250V249H86ZM132 250V249H131ZM34 251H33V253H34ZM32 252V251H31ZM85 252V251H84ZM36 253H38L37 255H36ZM65 253V252H64ZM68 253V252H67ZM155 253V252H154ZM165 253V252H164ZM75 254V253H74ZM84 254V253H83ZM85 254H87V253H85ZM54 255V256H53ZM156 255H157V253H156ZM22 256V255H21ZM27 256V255H26ZM33 256V257H32ZM60 256V255H59ZM65 256H67L66 255V253H65V255H62L61 254V258H65ZM159 256V255H158ZM23 257V258H24ZM68 257H66V259H67ZM79 258V257H78ZM81 258V257H80ZM22 259V260H21ZM60 259V258H59ZM62 260V259H61ZM73 260V259H72ZM76 260V259H75ZM37 262V263H38ZM58 262V263H57ZM70 262V261H69ZM76 262V261H75ZM119 262V261H118ZM19 263V262H18ZM28 263V262H27ZM29 264H31V263H29ZM34 264V263H33ZM41 264V263H40ZM70 264H72V263H70ZM151 264V263H150Z\"/></svg>",
	"mask_w": 264,
	"mask_h": 264
},
{
	"label": "flooded vegetation",
	"instance_id": "af4514ba",
	"mask_svg": "<svg viewBox=\"0 0 264 264\" xmlns=\"http://www.w3.org/2000/svg\"><path fill=\"white\" fill-rule=\"evenodd\" d=\"M136 17V16H135ZM133 25L135 24L136 25V22H131ZM147 28H149V27H145L144 29H143V31H144V33H146V32H148L147 31ZM134 30V29H133ZM135 31V30H134ZM133 32V31H132ZM132 35H133V40H137L138 42H140V41H142V42H146V43H150L149 42V40H150V37L149 36H147V35H145V34H143L142 36H141V34L140 35H137V34H133L132 33ZM131 35V36H132ZM136 35V36H135ZM127 37H129V36H127ZM126 37V38H127ZM139 37L140 38H142V40L141 39H139ZM73 39V38H72ZM90 39V38H89ZM75 41H77V39H74ZM125 40V39H124ZM124 40H122V41H124ZM135 40V41H136ZM144 40V41H143ZM78 42V44L79 45H77L78 47H80V49H83L84 51H88V50H95L96 51V54H99V55H101V51H102V49H104V47H102V46H99V44H96L97 43V41H94V43L93 42H90V43H88L86 46H83V43H81L79 40L77 41ZM112 42L113 43H118V40H116V39H112ZM92 44V45H91ZM89 46V47H88ZM92 47H94V48H92ZM98 47V48H97ZM92 48V49H91ZM102 48V49H101ZM99 49V50H98ZM89 51V52H90ZM95 51H93L94 53H95ZM72 52V54H74V52L73 51H71ZM119 51H114L113 53H115V54H117ZM110 55L112 54V53H109ZM75 56H76V54H74ZM70 75V76H69ZM67 76V77H66ZM49 77H53L52 79L55 81V79H56V82L57 81H59V82H62V81H64V83L65 84H70V83H68L70 80H72V81H74V79H75V77L73 76V74L72 73H69V74H67L66 75V73H64V74H62V75H58V74H56L55 72H52V74H51V76L49 75ZM60 77V78H59ZM58 78H59V80H58ZM62 78V79H61ZM66 79V80H65Z\"/></svg>",
	"mask_w": 264,
	"mask_h": 264
}]
</instances>
